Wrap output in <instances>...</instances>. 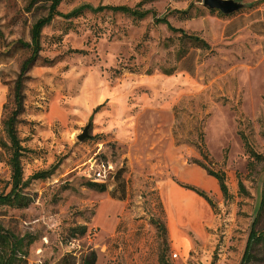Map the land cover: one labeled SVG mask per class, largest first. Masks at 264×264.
I'll list each match as a JSON object with an SVG mask.
<instances>
[{"label":"rangeland","instance_id":"1","mask_svg":"<svg viewBox=\"0 0 264 264\" xmlns=\"http://www.w3.org/2000/svg\"><path fill=\"white\" fill-rule=\"evenodd\" d=\"M239 1L243 6L227 15L201 3L181 14L167 0L61 1L62 13L85 3H140L157 15L168 10L172 26L209 48L155 23L151 13L138 19L85 10L57 16L42 29L16 123L25 149L22 179L60 164L49 177L28 181L27 207L0 204V224L30 239L16 264H80L91 249L94 264H158L161 253L165 264L240 263L253 219L264 228V158L255 160L245 146L246 139L264 157V0ZM49 2L0 0L5 141L14 82L30 54L18 41H30L31 26ZM212 15L230 22L215 25ZM200 130L211 161L205 165L226 174L227 200L194 162L202 160L195 145ZM10 155L0 147V193L12 186ZM87 181L104 183L105 190ZM179 183L204 189L213 206ZM154 220L164 224V234ZM78 224L86 233L68 238Z\"/></svg>","mask_w":264,"mask_h":264},{"label":"trees","instance_id":"2","mask_svg":"<svg viewBox=\"0 0 264 264\" xmlns=\"http://www.w3.org/2000/svg\"><path fill=\"white\" fill-rule=\"evenodd\" d=\"M49 5L45 15L36 19L32 24L30 29V41L23 42L18 41L19 44L26 46L30 49V54L26 57L20 64L18 75L14 82L13 90V101L14 108L8 114V116L3 121L4 131L7 137V141L0 138V147L8 148L11 151L9 158V163L12 171L11 179V189L7 193H0V204H8L16 206L18 208L27 207L31 202V198L23 193V188L28 184L30 179H44L49 177L55 169L59 166L60 161L54 163L49 169L37 171L33 173L28 181L22 179V166H21V156L22 152L25 150L21 145V140L18 137L16 123L18 121V115L23 108V83L26 79V74L34 61L38 58L39 51L41 49V31L42 29L50 24L52 20L57 17L70 18L81 14L83 11L88 10L92 12H101L109 10L112 12H119L123 14H128L134 18L142 19L149 13L153 17L155 23L165 24L170 30L174 32H179L181 37L188 38L192 40L198 47L209 48V44L198 35L187 34L182 28L174 27L170 24L167 19L168 11L161 15H157L151 9H140V3L134 7H130L124 4L117 5H97L93 6L89 3L81 4L78 7L73 8L67 13H62L59 11L58 7L62 0H49ZM36 2V0H31ZM192 7V3L184 10H175L178 13L185 14ZM214 11V9H209ZM223 14V13H221ZM196 147L202 160L196 159L194 162L202 167L207 174L213 176L218 183L219 190L225 200L230 198V192L228 189L226 174L223 170L217 169L213 170L204 162H211L209 158L208 151L204 144L203 133L200 130L198 141L196 142ZM245 146L249 155L255 160H262L264 157L257 152H255L250 145V143L245 139ZM117 180H119V191H124L123 181L120 180V176L117 175ZM184 188L190 189L203 197L210 206H213L212 200L203 189L196 187L191 184L179 183ZM238 188L241 192H245L244 185L241 180L238 179ZM87 186L99 191L105 190L104 183H98L97 181H87ZM262 206V201H261ZM259 213V211H258ZM257 213V214H258ZM159 233H165V226L159 220L153 221ZM257 218L255 217L250 225L248 236L245 242L244 250L239 264H264V228L259 229L256 226ZM87 227L85 224H78L69 227L67 231L68 238H77L86 233ZM30 242V239L26 236H17L8 229L4 228L0 224V264H16L17 259L20 258V254L26 252L25 247ZM96 262V253L93 249L85 253L81 259L80 264H94ZM158 264H165L164 255L161 253L158 257Z\"/></svg>","mask_w":264,"mask_h":264},{"label":"crops","instance_id":"3","mask_svg":"<svg viewBox=\"0 0 264 264\" xmlns=\"http://www.w3.org/2000/svg\"><path fill=\"white\" fill-rule=\"evenodd\" d=\"M167 2H170L171 3V5L173 4V10H184V9H186L187 7H188V5L189 4H191L192 3V5L193 4H202V0H167ZM204 9H209L208 7H206L204 4H203V6H202ZM166 11H168V10H166ZM166 11H164V12H166ZM164 12H162V14L164 13ZM206 16H210V15H206ZM211 18H213V24H215V25H219V24H222V26L223 27H226L227 26V24H228V22H230V20H229V18H219V17H217V15H212L211 16ZM208 175V177H209V180L210 181H212V182H214L215 183V181L214 180H216L213 176H210L209 174H207ZM216 182H217V180H216ZM191 185H194V184H191ZM217 185H218V183H217ZM194 186H196V185H194ZM181 187H183V186H181ZM181 187H179L178 189H181L182 190V188ZM197 187V186H196ZM184 188V187H183ZM218 188H219V186H218ZM185 189H187V188H185ZM202 189V188H201ZM204 190V189H203ZM183 191H185V190H183ZM205 191V190H204ZM187 192L188 193H190V194H192V195H194V196H196V197H201L200 195H198L197 193H195L194 191H192V190H190V189H187ZM177 201L178 200H180V196L178 197V195H177V197H175V196H173ZM179 198V199H178ZM201 198H203V197H201ZM204 199V198H203ZM204 201L207 203V201L204 199ZM188 204V207L191 209V211L192 212H194L195 214H197V215H201V212H202V210L198 207V206H196L195 204H193V203H187ZM189 204H191L192 206H189ZM208 204V203H207ZM209 205V204H208ZM193 206H194V208H193ZM194 209V210H193ZM198 212V213H197ZM194 223H196L197 225H198V223L197 222H194ZM196 225V226H197Z\"/></svg>","mask_w":264,"mask_h":264},{"label":"water","instance_id":"4","mask_svg":"<svg viewBox=\"0 0 264 264\" xmlns=\"http://www.w3.org/2000/svg\"><path fill=\"white\" fill-rule=\"evenodd\" d=\"M202 4H204L209 9L217 10L223 14H230L243 6V4L239 0H202ZM86 129L84 132L79 135V139H82L85 135Z\"/></svg>","mask_w":264,"mask_h":264},{"label":"bare ground","instance_id":"5","mask_svg":"<svg viewBox=\"0 0 264 264\" xmlns=\"http://www.w3.org/2000/svg\"><path fill=\"white\" fill-rule=\"evenodd\" d=\"M179 197V196H178ZM179 199V198H178ZM183 203H185V202H183ZM179 204H181L180 202H179ZM187 206H188V204H187ZM189 206H192L191 204H189ZM188 208V207H187ZM193 208H194V206H193ZM190 209V208H189ZM192 209V208H191ZM190 209V210H191ZM194 210V209H193ZM198 213V212H197Z\"/></svg>","mask_w":264,"mask_h":264}]
</instances>
